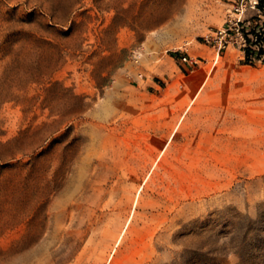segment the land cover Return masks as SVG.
Here are the masks:
<instances>
[{"label":"rangeland","instance_id":"rangeland-1","mask_svg":"<svg viewBox=\"0 0 264 264\" xmlns=\"http://www.w3.org/2000/svg\"><path fill=\"white\" fill-rule=\"evenodd\" d=\"M177 1L0 0V264H264V63Z\"/></svg>","mask_w":264,"mask_h":264},{"label":"built area","instance_id":"built-area-1","mask_svg":"<svg viewBox=\"0 0 264 264\" xmlns=\"http://www.w3.org/2000/svg\"><path fill=\"white\" fill-rule=\"evenodd\" d=\"M234 4L231 9V13L233 16L229 19V25L217 29L214 36L210 41L214 42L217 47V55H219L220 51L229 45L234 36L240 35L241 38L244 39L243 36V24L246 22L244 14L249 9L256 10L260 13L258 9V0H233ZM245 42V40H244ZM140 54L137 53L134 55V61L136 63L140 62ZM183 62H187L192 64L194 60L191 57L184 56L182 58ZM139 76L142 77L143 74L139 73Z\"/></svg>","mask_w":264,"mask_h":264},{"label":"trees","instance_id":"trees-1","mask_svg":"<svg viewBox=\"0 0 264 264\" xmlns=\"http://www.w3.org/2000/svg\"><path fill=\"white\" fill-rule=\"evenodd\" d=\"M258 1L260 13L257 18L260 21V16L264 15V0ZM245 23L242 28L245 40V63L253 64L256 59L264 63V22L255 27H247Z\"/></svg>","mask_w":264,"mask_h":264},{"label":"bare ground","instance_id":"bare-ground-1","mask_svg":"<svg viewBox=\"0 0 264 264\" xmlns=\"http://www.w3.org/2000/svg\"><path fill=\"white\" fill-rule=\"evenodd\" d=\"M182 1H183V0H178L177 3L174 5V7H173L170 11L165 12V15L158 16V17L156 18V20H155L154 22L150 23V25H148V26H153V25H155V24H157V23L163 21L164 18L167 19V17L170 16V15H172V13H177V12H179V11H182V10H181V9H182V7H181V5H182ZM217 58H219V55L216 54L215 59L217 60ZM201 90H202V88L199 89V90L196 92L195 96L191 99V102H193L194 99L200 94V91H201ZM191 102H190V103H191ZM73 155H74V154H71V157H72ZM119 238H120V236L117 237V240H116V241H118Z\"/></svg>","mask_w":264,"mask_h":264}]
</instances>
